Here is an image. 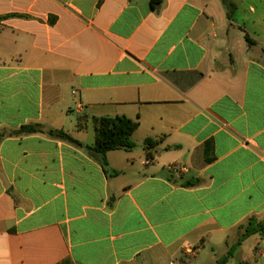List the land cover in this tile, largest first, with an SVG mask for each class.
Listing matches in <instances>:
<instances>
[{
    "label": "crops",
    "instance_id": "0c3cea01",
    "mask_svg": "<svg viewBox=\"0 0 264 264\" xmlns=\"http://www.w3.org/2000/svg\"><path fill=\"white\" fill-rule=\"evenodd\" d=\"M228 1L0 0V133L83 144L0 139V264H217L264 216V0ZM121 116L105 170L87 146Z\"/></svg>",
    "mask_w": 264,
    "mask_h": 264
},
{
    "label": "trees",
    "instance_id": "16d2710c",
    "mask_svg": "<svg viewBox=\"0 0 264 264\" xmlns=\"http://www.w3.org/2000/svg\"><path fill=\"white\" fill-rule=\"evenodd\" d=\"M162 0H151V8L156 9ZM229 9L228 16L234 11L233 5L228 0H222ZM246 41L249 45L255 44V42L246 35ZM96 125V143L93 146H87V149L101 157V163L103 168L107 170L108 161L107 154L111 151L125 150L131 151L136 147L132 136L137 130L139 123L135 122L125 116L121 117H101L95 119ZM36 133H47L51 137L61 139L70 143H73L79 147H83V144L76 140L72 135L63 130H45L40 124H28L22 126L19 130L0 133V139L5 136H22L31 135ZM156 142L152 139L146 140V151L150 158V151L155 147ZM113 174H118L113 172ZM241 230L238 242L229 250L228 255L221 259L217 264H226L228 259L234 255L236 248L240 246L249 237L259 234L264 237V216L259 218L252 216L248 219L247 223L239 228ZM59 264H72L70 260H64Z\"/></svg>",
    "mask_w": 264,
    "mask_h": 264
}]
</instances>
